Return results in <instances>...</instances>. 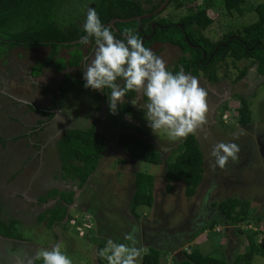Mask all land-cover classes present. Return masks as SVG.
Here are the masks:
<instances>
[{
    "label": "rangeland",
    "instance_id": "obj_1",
    "mask_svg": "<svg viewBox=\"0 0 264 264\" xmlns=\"http://www.w3.org/2000/svg\"><path fill=\"white\" fill-rule=\"evenodd\" d=\"M100 1L54 0L49 20H52L59 29L75 27L78 22H84L88 6L97 9ZM262 1L264 0H245L241 6V14L233 11V15L230 16L225 12L222 0H174L163 8L159 17L176 21L195 6L206 7L212 23L202 33L210 41L215 42L226 33L236 32L242 26L254 22L257 14L252 7ZM176 3H180L181 6L175 9ZM21 29L22 27H18L16 31L20 32ZM19 46L23 47V44ZM148 48L167 61L168 69L179 62L177 60L181 51L175 46L152 42ZM228 62V66L222 65L216 71L217 82L205 85L202 71L198 72L200 85L208 93L209 110L207 123L193 133L203 154V173L191 197L185 196L182 181L171 183L170 191L166 190L164 162L183 139L172 140L164 130L156 133L152 131L145 118L146 109H143L147 100L135 92L132 100H135L141 109L138 105L127 104L125 101L124 104L118 105L116 114H112L109 103L104 107L105 102L101 98L97 99L95 91L85 88L84 84H78L63 92L59 98V107L71 115L76 128L85 129L95 125L96 132L105 143L104 153L98 166L87 175L79 190L72 192V199L78 195L76 199L78 204L71 208L70 219L64 220L63 217L62 224L54 226L53 223L51 227L43 224V221L46 223V216L50 214L48 211L41 213L44 218L38 219L40 222L38 220L32 222L30 218L19 219L17 225L12 227L15 229L13 236L9 238L17 241L31 240L38 246L46 242H52V247L59 244L61 251L68 255L73 264H99L97 249L101 240H104V247L108 239L132 245L133 242L125 240L124 237L134 226L138 229L135 234L136 247L144 249L146 246H152L166 251L161 255L160 264H175L172 259L182 258V250L192 249L218 258L224 256L226 260L231 261L235 254L246 250V233H249L250 229L261 232L255 233L256 242L264 241L262 234L264 219L257 227L253 223L243 222L236 225L217 223L213 228L204 227L215 218L221 219L216 204L228 197L249 200L250 209L255 214H261L264 209V158L260 157L257 141L254 143V149L257 148V151L252 150V158L246 161L247 164L241 169L234 167L238 161L230 162L223 169L213 167L215 158L211 151L214 144L235 142L242 148L243 142L257 136L250 131L254 133L257 130L259 140L264 141V76L262 78L252 76L248 82L240 80L231 85V89L235 86L236 91L245 93L243 97L251 114L248 127L241 126L237 108L233 109V106H240V101L230 100L226 109L212 112L215 110V102L220 98L215 97L212 91L219 94L225 92L228 84L235 81L234 78L242 67L247 66V70L251 72L254 69L250 60L236 61V67L231 65L230 60ZM208 86L212 90H209ZM123 134L151 143L159 153V164L132 159L118 144V137ZM239 157L243 158L242 154L239 153ZM61 164L64 172L66 164L63 162ZM135 171L150 173L154 177L152 204L149 207L139 206L136 209L138 217L133 216L128 209ZM0 231L3 232L4 228ZM101 261L108 264L105 258H101ZM138 264H141L140 258ZM250 264H264V257L254 255Z\"/></svg>",
    "mask_w": 264,
    "mask_h": 264
},
{
    "label": "trees",
    "instance_id": "obj_2",
    "mask_svg": "<svg viewBox=\"0 0 264 264\" xmlns=\"http://www.w3.org/2000/svg\"><path fill=\"white\" fill-rule=\"evenodd\" d=\"M162 1L101 0L96 11L102 23L105 24L114 17L128 18L152 11ZM172 1L174 0H168L166 6L171 4ZM244 2L245 0H222L225 12L230 16L233 15V11L241 14V6ZM54 4V0H0V58L10 48L19 44L28 47L46 44L56 48L57 44L67 42L70 45L69 42L86 35L83 30L86 16L81 26H69L59 29L54 25L53 21L49 20ZM144 4L148 5V7L145 8ZM175 5V9L181 6L180 3ZM252 10L257 14V19L254 22L242 26L236 32L230 31L226 33L215 42L210 41L202 33L212 23V18L207 14L206 7L195 6L194 9H189L186 14L176 21H171L166 17H159V15L143 18L140 23V29H138L139 23L137 20L116 22L115 26L121 32L125 28H130L139 37L142 34L149 36L147 40L143 41L145 47H148L152 42L167 43L177 47L181 51L179 60H177L179 62L171 69H168L169 71L175 73L183 67L186 72L191 73L193 76H198V72L201 70L209 82H215L218 80L216 71L222 65L228 66V60L234 67H236V61L250 60L251 64L256 65L257 73L264 76V1L254 5ZM152 21L157 23L153 29L150 26ZM18 27H22L20 32L16 31ZM234 34L235 36H233ZM89 39L94 38L90 37ZM125 39L122 38V40ZM78 45L77 43L71 46ZM203 53L205 57H203ZM80 59V53H74L72 59L68 62V66L77 64ZM51 61L52 57L47 58L46 64ZM57 65V68L60 69L61 65L58 63ZM246 71L247 66L242 67L235 76V80L241 78ZM77 82V79L69 82L68 88L74 87ZM62 89L64 91L66 88ZM133 96V91L126 94L128 98ZM143 99L147 100L146 97H143ZM237 116L240 124H247L251 120L250 110L244 98L241 99L240 106L237 107ZM95 128V125H92L86 129H70L58 140L60 161L66 164L63 172L64 176L77 180L76 184L78 187L85 182L87 175L92 173L98 166L104 153V140L96 132ZM118 144L136 161L151 164H159L160 162L159 153L147 141L123 134L118 137ZM164 163L166 190L170 191L171 183L182 181L184 183L183 191L185 196L191 197L195 193L203 173V154L195 135L189 134L186 139H183ZM133 175V192L129 198L128 209L133 216L138 217L136 209L139 206L149 207L152 204L154 177L150 173L140 171H135ZM71 195L72 191L68 194H63V201L68 204L71 203ZM216 209L220 212L221 219L215 218V220L204 227L213 228L214 224L217 223L236 225L242 222L246 224L253 223L257 227L264 219V209L261 214H255L250 209L249 200L237 197H228L220 200L216 204ZM65 211L66 204L61 205V201L56 202L49 211L50 214L46 216V225L51 227L53 223H60L65 216ZM43 218V215H40L39 219ZM70 218L71 216L68 215V219ZM5 227L7 228V226ZM250 231L249 233L246 231V250L243 253L235 254L231 261L226 260L224 256L218 258L204 254L198 249H192L189 251L182 250V258H173L172 262L175 264H250L252 256L260 255L264 257V241L256 242L254 240L255 233L260 234L261 232L251 229ZM1 234L8 237L13 236V232L9 233L6 229ZM262 234L264 236V233ZM114 242L120 243L119 240ZM103 247L104 240H101L98 243L97 250ZM144 249L145 252L140 257L141 264H160L161 255L166 253V251L152 246H146ZM97 259L100 261L99 264H103L101 257L97 256ZM34 264H43V260L35 259Z\"/></svg>",
    "mask_w": 264,
    "mask_h": 264
},
{
    "label": "crops",
    "instance_id": "obj_3",
    "mask_svg": "<svg viewBox=\"0 0 264 264\" xmlns=\"http://www.w3.org/2000/svg\"><path fill=\"white\" fill-rule=\"evenodd\" d=\"M82 24L83 21L76 26ZM112 31L118 39L125 38L117 27ZM69 43L62 42L56 48L46 44L17 45L0 59V230L15 232L12 227L19 219L36 222L42 212H49L58 201L66 204L67 211L68 203L62 195L77 187V180L63 175L57 144L68 130L82 128H76L71 115L60 109L59 98L74 79L78 80L77 85L85 84L83 71L92 58L89 56L95 41ZM77 43L78 46H71ZM76 52L81 55L80 61L68 66ZM49 57L52 61L46 64ZM89 89L103 101L101 94L110 92L108 88L103 92ZM77 197H73L68 215L77 206ZM57 224H62V220L54 226ZM47 245L50 243L39 244L35 250Z\"/></svg>",
    "mask_w": 264,
    "mask_h": 264
},
{
    "label": "clouds",
    "instance_id": "obj_4",
    "mask_svg": "<svg viewBox=\"0 0 264 264\" xmlns=\"http://www.w3.org/2000/svg\"><path fill=\"white\" fill-rule=\"evenodd\" d=\"M83 30L86 35L80 43L87 44L90 37L95 41L93 58L83 71L84 87L101 92L110 89L108 101L112 114H116L118 105L125 103L126 94L133 91L147 98L143 109L154 133L164 130L172 140L186 139L207 123L208 93L197 77L183 67L175 73L169 71L167 61L145 47L143 39L134 34L133 29H123L126 39H118L111 27L102 23L96 9L89 7ZM131 103L138 105L135 100ZM240 152L241 146L235 142L214 144L213 167L223 169L230 162L235 163ZM137 231L134 226L124 237L132 241V245L108 239L97 255L108 264H138L145 249L135 246ZM35 259H42L43 264H73L59 244L39 249ZM28 264H33V260L29 259Z\"/></svg>",
    "mask_w": 264,
    "mask_h": 264
},
{
    "label": "flooded vegetation",
    "instance_id": "obj_5",
    "mask_svg": "<svg viewBox=\"0 0 264 264\" xmlns=\"http://www.w3.org/2000/svg\"><path fill=\"white\" fill-rule=\"evenodd\" d=\"M147 7H148V5H147ZM154 10L149 11V12H145V13H151V16H154V15L157 16V15H159L162 12L163 9L158 11V13H156V14H152ZM151 16H149V17H151ZM149 17H146V18H149ZM138 23H139L138 24V29H140L141 28V25H140L141 21L140 22L138 21ZM156 24L157 23L155 21H152L150 23L151 28L153 29ZM111 29H113V28H111ZM141 38L144 41V40H147L149 38V36H145L144 34H142ZM90 55L91 56H89V58H91V57L93 58L94 51H93V54L91 53ZM203 57H205V55ZM209 58H210V56H209ZM88 62H90V60ZM253 66H254L253 72L247 70L246 73L241 78H239L237 80H235V78H234L235 81L234 82H230L228 84L229 87L225 90V92L219 94L218 92L212 91L214 93L215 97L220 96V98H218V101L215 102V104H214L215 110L214 111L211 110L212 112H215V111L219 112L220 110L223 111L224 109H226V107L229 106L228 102L230 100H232L233 102H236V101L239 102L240 101V103H241V99L244 98L243 96L245 95V93L241 94L239 91H236V87L235 86L231 89V85H233L232 83H235V82L240 81V80H247V82H248V79L252 78V76H259V77L262 78V75L257 73L256 65L253 64ZM198 76H195V77H197V79H198ZM204 80H205V85H208V83H212V82H209L205 76H204ZM119 82L122 84V81H119ZM215 82H217V81H215ZM217 84H219V83H217ZM207 88H209V90H212L209 86ZM134 94H135V92H134ZM104 95H105V97H104V102H105L106 100H108L109 93L108 94L107 93H102L101 97H103ZM132 98L133 97L128 98V97L125 96L126 103L127 104H132L131 103ZM218 107L220 109H218ZM234 107L237 108L238 106H233V109H234ZM211 121H213V119H211ZM249 123L241 124V126H243V127L245 126L246 127ZM250 132H252V134H256L257 136H255V137L253 136V137H251V139L249 138L248 141L246 140L245 142H243L240 155L242 154V157L244 158V160H243V158L239 157L238 162L236 164H234V167L237 168V169H241L243 165L247 164L246 161H248V160H250L252 158L251 157L252 154H253L252 150L257 151L256 150L257 148L254 149V145H255L254 143H256V141L258 143V150H260V153H261L260 157L264 158V141H260L259 140V137H258L259 134H257L259 131L257 130L254 133H253V131H250ZM79 188L80 187L77 186V187L73 188V191L77 192V189L79 190ZM56 236H58V235H56ZM14 243H16V244H14ZM51 243H50V245L42 246V248H51L52 247ZM35 246H38V245L36 243H34V242H28V241H17V242H14L8 236H4L3 234L0 233V264H28L29 259H32L33 260V264H34L36 250L37 249L39 250V248H36V250H35ZM30 250H33V252H31Z\"/></svg>",
    "mask_w": 264,
    "mask_h": 264
},
{
    "label": "water",
    "instance_id": "obj_6",
    "mask_svg": "<svg viewBox=\"0 0 264 264\" xmlns=\"http://www.w3.org/2000/svg\"><path fill=\"white\" fill-rule=\"evenodd\" d=\"M167 2H168V0H163V1L159 4V6L157 7V9H155V10L153 11L152 14H156V13H158V11L162 10V9L166 6ZM149 16H151V13H144V14H141V15L132 16V17H128V18L114 17V18H111V19L109 20V22H108V23H105L104 25L110 26L111 28H113L114 30H116V27H115V25H114L115 22H128V21H131V20H137V21L140 22L142 18H146V17H149ZM76 41H77V42H80L81 39H78V40H76ZM76 41H73V42H76ZM203 55H204V53H203ZM106 105H107V100L105 101V106H106ZM103 108H104V107H103ZM73 203H74V199L72 200V202H71L70 204H68L67 211H66L65 216H64V220L67 219V217H68L69 206H70L71 204H73Z\"/></svg>",
    "mask_w": 264,
    "mask_h": 264
}]
</instances>
